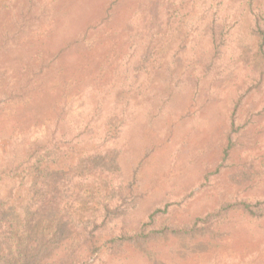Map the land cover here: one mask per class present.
<instances>
[{
  "label": "rangeland",
  "instance_id": "rangeland-1",
  "mask_svg": "<svg viewBox=\"0 0 264 264\" xmlns=\"http://www.w3.org/2000/svg\"><path fill=\"white\" fill-rule=\"evenodd\" d=\"M44 1L53 5L51 17L44 15L36 32L24 38L33 62L49 58L66 38L96 23L113 0ZM153 1L158 4L147 18L157 23L154 37L165 34L167 47L150 67L141 70L138 59L152 28L141 18L139 0H127L109 12L106 28L131 16L132 35L90 30L83 44L91 55L71 52V63L57 72V89L49 90L57 109H35L37 120H21L22 109L5 103L0 205L23 181L19 174L2 173L5 167L28 144L57 136L73 149L90 145L69 178L57 184L63 201L57 206L59 235H137L138 223H149L158 209L145 230L158 233L144 247L147 252L125 247L124 256L122 250L106 264H264V43L251 27L252 15L264 13V0H244L247 13L238 10L239 0ZM213 17L226 19L229 34L214 65L207 66ZM173 20L184 26L183 44L171 42ZM113 114L122 119L118 136L92 151L104 140L105 121ZM224 150L228 156L222 159ZM31 189L35 206L11 218V231L0 228V257L16 228L25 231L40 222L31 217L42 196L34 179ZM133 202V209L101 227L105 208L120 211ZM242 204L253 207L255 216L239 211Z\"/></svg>",
  "mask_w": 264,
  "mask_h": 264
},
{
  "label": "trees",
  "instance_id": "trees-1",
  "mask_svg": "<svg viewBox=\"0 0 264 264\" xmlns=\"http://www.w3.org/2000/svg\"><path fill=\"white\" fill-rule=\"evenodd\" d=\"M126 1L113 0L109 8L104 9L102 16L96 23L75 35H71L70 38H66L49 55V58H41L39 61L34 62L31 61L30 56L32 55L28 53L29 48L24 49L26 40H28V38H24L32 35V32L35 31L36 23H39L44 15L47 18L51 17L50 10L53 5L51 6L49 2L44 0H19L17 2L15 0H7L5 4L1 5L0 64L2 65H0V113L4 109L6 102L12 105L17 104L9 107V109H22L19 116L25 117H20L21 120H37L38 118L36 117L39 116L40 111L35 112L37 111L35 109H57L51 106L50 98L53 95L49 94V90L52 87L57 89V72L60 71L61 66L64 64L71 63V60L67 61L71 57V52H87V56L91 55L90 51L85 48L86 45L83 44L90 35L88 33L90 30L105 31L107 29L105 32L110 31V34L114 36L132 35L134 27L131 23L135 24V22L132 21L131 16L125 17L123 22L118 25L106 28L109 25V12L120 9ZM239 1L242 2L243 7H238V10L247 13L244 9V0ZM157 4L158 1L139 0L138 6L142 10L141 18H144L152 28L151 32L149 31L150 34L142 41L143 47L138 59L141 70L144 67H150L151 65H148V63L155 58L160 60L167 47L165 34L161 39L157 36L154 37L156 34L153 33V30L157 28V23L155 21L150 23L147 18V12H153ZM134 7L132 6V8ZM61 13L62 15L65 14L62 11ZM54 14L57 13L54 12ZM252 16V30L257 33L259 40L264 43V13L253 14ZM234 20L238 24V19L234 18ZM180 21L173 20L174 30L172 38L174 41L171 40V42L183 44L187 34L183 31L184 26H180ZM209 22L210 50L205 60V65L212 66L221 53L223 46H225L230 24H226V19L219 21L214 17ZM170 25L172 26V23L168 19L167 26ZM124 43L126 41L119 44L122 46ZM163 44L165 46H162ZM87 61H90V59ZM100 62L97 61L93 65H97ZM41 96L45 97L47 101L39 102ZM36 99H38V102ZM55 119V123H57V116ZM60 119L59 117V122ZM121 122L122 119L115 114L107 118L105 121L106 127L103 129L104 140L92 145V151L96 152L106 142L114 140L120 131ZM54 135H56L55 132H52L51 136ZM53 139L54 141H52ZM87 145L90 147L88 143ZM87 145L86 147L73 149L72 145H68L61 137L54 136L49 141L45 140L28 144L25 147V154L19 156L20 158L17 161L5 167L2 173L7 176L19 174L22 176L23 181L17 187L18 193H10L3 206L0 205V228L3 227L4 232L7 229L11 231L10 224H13L11 218L18 213L24 214L28 209L35 206L33 203L35 195L31 193V181L33 179L35 183L40 184L41 189L37 192L42 193V196L38 199L34 214L31 215V217L33 216L32 218L38 216L40 222L27 226L25 231L23 228L21 230L16 228L15 233L13 232L14 239L11 247L10 249L8 248V251L2 253L0 264H106L109 260L121 257L119 253L122 250L124 256L125 247L143 252L146 244L157 238L156 234L158 233H150L148 235L145 230L151 226L152 218L159 213L158 209L149 215V223H138L137 235L112 237V235L99 232L95 236V232L92 231H89L87 236L82 234L77 239L67 238L63 233L59 235L57 232V219L61 220V218L57 212V206L63 201L57 197V184L63 179L69 178L72 169L82 162L85 158L83 157V152L88 147ZM44 153L48 155L45 156ZM39 156L41 157L40 159L37 158ZM227 156L228 150H224L222 159ZM133 185V182L130 183L129 188H133ZM135 206L136 203L133 202L130 207L120 210L122 212L105 208L102 211L101 227L104 228L114 220L121 218ZM252 209L253 207L242 204L239 211L244 215L255 216ZM260 217H264V213ZM144 251L147 252V249Z\"/></svg>",
  "mask_w": 264,
  "mask_h": 264
}]
</instances>
